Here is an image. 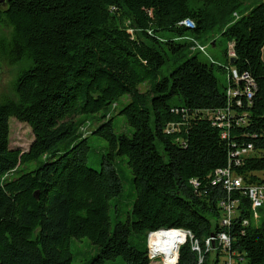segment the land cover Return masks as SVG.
<instances>
[{
	"label": "trees",
	"instance_id": "obj_1",
	"mask_svg": "<svg viewBox=\"0 0 264 264\" xmlns=\"http://www.w3.org/2000/svg\"><path fill=\"white\" fill-rule=\"evenodd\" d=\"M216 29L224 63L195 47L207 33L215 46ZM263 47L264 0H6L0 62L19 69L0 98V264H72L73 238L97 249L84 264L117 256L126 264H168L148 253L150 233L168 229L191 236L182 237L172 264H217L222 254L264 264V203L251 225L245 189L264 183ZM214 65L228 71L227 85ZM124 95L117 114L129 134L116 131L109 114L88 130L84 116L116 108ZM10 117L32 132L25 151L9 145ZM89 134L107 143L99 169L86 164ZM116 157L131 173L132 202L112 226L110 201L122 192ZM32 162L35 168L20 169ZM224 168L244 187L228 194L214 184ZM227 197L239 203L225 227L212 218ZM222 231L231 244L211 259L205 241ZM133 233L141 246L131 243Z\"/></svg>",
	"mask_w": 264,
	"mask_h": 264
},
{
	"label": "rangeland",
	"instance_id": "obj_2",
	"mask_svg": "<svg viewBox=\"0 0 264 264\" xmlns=\"http://www.w3.org/2000/svg\"><path fill=\"white\" fill-rule=\"evenodd\" d=\"M6 0H3L0 2V7H5ZM247 8L245 6L241 7L239 10V14H244L246 12ZM214 38L216 39V45H212V34L207 33L203 35L198 41L199 45L204 46V51L211 56L212 58H215L221 63H224V57H223V49L225 47L224 41L221 39V37L218 34V30H215ZM159 35L163 38L167 37H174L175 35L171 32H160ZM185 52V50L183 51ZM196 52V51H194ZM199 58L205 61H208V58L205 54L198 52L197 53ZM173 65V62L168 61L166 63V66L163 67V70H165L167 67H171ZM214 73L218 77L221 85H227V79H228V71H223L221 69H218L217 65H214ZM19 67L17 65L15 66H7L0 62V98L2 95L9 93L10 91V85L15 77V74ZM141 91L145 90L147 87L144 85L140 86ZM128 101V96L124 95L119 100L116 101V108H113L112 105L108 107V109L104 111H100L94 114H89L84 116V118L87 120V123L89 126L88 130H92L94 127H96L98 124H100L102 121L108 120L109 117H105L104 119L101 118V115L106 114L111 118L112 123L114 124V129L116 131L123 130L127 132L128 134L131 131L130 127L127 125H124V118L117 114L118 110L121 108V106ZM9 145L13 148H20L21 150L25 151L28 149V146L30 142L33 139L32 132L28 125L23 122H19L14 117L9 118ZM85 132V129L82 130ZM77 133H80L82 135V132L80 129H78ZM76 137V134L70 135L66 137L58 146V149L62 150L65 146H68L72 143L74 138ZM89 145L90 149L88 152V157L86 164L89 167L99 169L101 167L100 161L103 158V155L107 152V143L104 139L101 137H98L96 135L89 134L88 135ZM125 159V158H124ZM121 159L120 157H116L114 159V164L116 166V169L119 170L120 177L122 178V192L121 195L115 199H111L110 204V217H111V225L113 226L114 223L118 220H125L127 217V213L129 211V205L132 202L131 197V190H130V179H131V173L129 171V168L127 164L125 163V160ZM45 161L44 158H40L38 163ZM36 162L28 163L25 165H22L20 167L21 170L27 171L30 169L35 168ZM217 206L219 208L220 216L215 219L212 218V221H222L223 218V209L220 207L219 203H217ZM118 208V209H116ZM258 207H254L251 210V214L249 217V222L253 226H257L260 222V212L258 211ZM233 210V209H232ZM235 210V209H234ZM236 211V210H235ZM153 235V234H152ZM151 235V236H152ZM150 236V241H151ZM130 241L133 245L141 246L142 238L141 236L133 233L130 236ZM149 241V237H148ZM181 246V245H180ZM216 246V244H215ZM150 247H152V243H150ZM71 248H72V254H73V260L72 264H84L87 261H89L95 253H97V249L94 245L90 243V241L87 238H82L80 240L73 238L71 241ZM219 250L218 248H209L207 250L210 254L211 259H215V253ZM216 251V252H215ZM178 255V253H177ZM155 256H161L155 255ZM225 256L222 254L219 256V261L217 264L226 263ZM228 260V259H227ZM103 264H126L125 261L122 259L121 256H117L113 260H108L104 262ZM163 264V263H162ZM166 264V263H165Z\"/></svg>",
	"mask_w": 264,
	"mask_h": 264
},
{
	"label": "built area",
	"instance_id": "obj_3",
	"mask_svg": "<svg viewBox=\"0 0 264 264\" xmlns=\"http://www.w3.org/2000/svg\"><path fill=\"white\" fill-rule=\"evenodd\" d=\"M184 24L188 27H191V23L188 21H185ZM197 49H199L201 52H205L204 51V46H201L199 44H196L195 46ZM231 56H234V53L231 51L229 53ZM233 76L234 78L237 80L238 76L236 71H233ZM251 95L248 94V98H250ZM252 150L251 146H248V148L245 150H242L240 152H238L236 155H243V154H247L248 152H250ZM214 184H221L223 186V188L227 191V193L229 194L232 190L235 189H240L242 187H244L243 185V181L242 178L235 175L229 168H224L221 170H217L215 172V178H214ZM194 186H196V182H193ZM246 189V194L249 197L253 208L254 207H260L263 203H264V183L263 184H258V185H248L247 187H245ZM220 207L224 210L223 211V218L222 221H220V225L228 227L230 226L233 218L237 215L238 212V200L236 199H230L229 197L224 198L222 200H220L219 202ZM233 209V210H232ZM236 211H235V210ZM245 224L248 223V221L244 222ZM163 231H174L177 233L178 235V242L176 245V249L178 244H180V238H181V230L178 229H168V230H162ZM155 233V232H153ZM152 234V233H150ZM216 244V246H215ZM231 244V238L230 236L225 233V232H220L217 235H214V237H209L208 238V250L211 247L212 248H218L219 250H221L222 252H226V250L229 248ZM148 253H149V257H152L153 255H159L160 253H155L151 250V247H149L148 245ZM226 264H237L230 256H226ZM169 264H172L169 263Z\"/></svg>",
	"mask_w": 264,
	"mask_h": 264
},
{
	"label": "bare ground",
	"instance_id": "obj_4",
	"mask_svg": "<svg viewBox=\"0 0 264 264\" xmlns=\"http://www.w3.org/2000/svg\"><path fill=\"white\" fill-rule=\"evenodd\" d=\"M205 48V47H204ZM153 235L151 236V243L152 247L151 250L155 253H160V257L163 259H174L176 256V251L178 250L179 246L181 245V239L182 237L186 234L187 236H190L189 233L185 231H181V238H180V244H178L177 249L176 245L179 240L178 235L174 231H163L159 230L156 231L155 233H152ZM191 237V236H190ZM205 247L208 250V240L205 241ZM192 248L198 249L199 246L197 242H194L192 244ZM168 261V264L172 262ZM202 261V260H201Z\"/></svg>",
	"mask_w": 264,
	"mask_h": 264
},
{
	"label": "crops",
	"instance_id": "obj_5",
	"mask_svg": "<svg viewBox=\"0 0 264 264\" xmlns=\"http://www.w3.org/2000/svg\"><path fill=\"white\" fill-rule=\"evenodd\" d=\"M262 58H263V60H264V47H263V49H262Z\"/></svg>",
	"mask_w": 264,
	"mask_h": 264
},
{
	"label": "water",
	"instance_id": "obj_6",
	"mask_svg": "<svg viewBox=\"0 0 264 264\" xmlns=\"http://www.w3.org/2000/svg\"><path fill=\"white\" fill-rule=\"evenodd\" d=\"M3 0H0V2H2ZM231 62L233 63L234 62V59H231ZM178 257V256H177Z\"/></svg>",
	"mask_w": 264,
	"mask_h": 264
}]
</instances>
